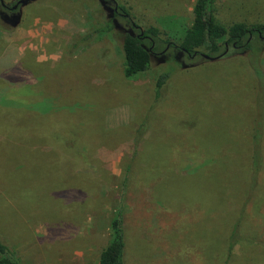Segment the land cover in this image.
<instances>
[{"label": "rangeland", "instance_id": "1", "mask_svg": "<svg viewBox=\"0 0 264 264\" xmlns=\"http://www.w3.org/2000/svg\"><path fill=\"white\" fill-rule=\"evenodd\" d=\"M18 1L0 0V236L20 264H98L119 207L124 264H264V40L159 48L126 79L114 8L178 44L195 0ZM213 1L223 26L264 25V0Z\"/></svg>", "mask_w": 264, "mask_h": 264}, {"label": "trees", "instance_id": "2", "mask_svg": "<svg viewBox=\"0 0 264 264\" xmlns=\"http://www.w3.org/2000/svg\"><path fill=\"white\" fill-rule=\"evenodd\" d=\"M112 2V0H101ZM213 0H195L192 9V23L186 30L183 38L178 44L169 40L159 38V31L155 27H150L144 31L134 33L137 26L130 20L129 14L122 6H116L112 11L114 18L124 19L131 27V33H125L122 37L121 52L123 55L122 74L126 79H133L149 70L152 54L159 48L171 49L175 52V59L179 61L191 60L198 56L199 49L207 48L209 54L226 55V51L232 54H242L252 49V43L257 40H264V25H246L234 23L228 27L219 24L214 16ZM16 4V3H15ZM14 4V5H15ZM9 10H13L12 7ZM221 42L222 51H220ZM174 71V70H173ZM168 70L159 75L155 82L154 96H160V91L166 81L173 74ZM254 71L259 75V71L254 67ZM65 145L67 139L62 140ZM11 206L9 205V208ZM123 211L119 207L115 211L111 222L109 241L101 249L98 264H124L125 233L123 228ZM0 264H20L14 253L0 236Z\"/></svg>", "mask_w": 264, "mask_h": 264}, {"label": "water", "instance_id": "3", "mask_svg": "<svg viewBox=\"0 0 264 264\" xmlns=\"http://www.w3.org/2000/svg\"><path fill=\"white\" fill-rule=\"evenodd\" d=\"M29 0H20V1H18L15 5H14V7H13V9H15L18 5H20V4H25V3H27ZM206 58H209V57H206ZM209 59H211V60H215V59H217V57L216 58H209Z\"/></svg>", "mask_w": 264, "mask_h": 264}]
</instances>
